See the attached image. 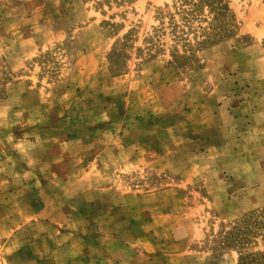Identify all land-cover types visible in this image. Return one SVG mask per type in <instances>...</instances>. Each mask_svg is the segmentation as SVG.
Segmentation results:
<instances>
[{
  "label": "rangeland",
  "instance_id": "1",
  "mask_svg": "<svg viewBox=\"0 0 264 264\" xmlns=\"http://www.w3.org/2000/svg\"><path fill=\"white\" fill-rule=\"evenodd\" d=\"M0 264H264V0H0Z\"/></svg>",
  "mask_w": 264,
  "mask_h": 264
}]
</instances>
